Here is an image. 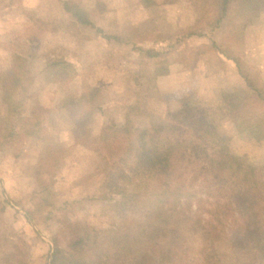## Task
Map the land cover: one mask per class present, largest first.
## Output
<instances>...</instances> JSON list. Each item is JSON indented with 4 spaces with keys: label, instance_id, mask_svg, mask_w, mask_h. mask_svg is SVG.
<instances>
[{
    "label": "rangeland",
    "instance_id": "rangeland-1",
    "mask_svg": "<svg viewBox=\"0 0 264 264\" xmlns=\"http://www.w3.org/2000/svg\"><path fill=\"white\" fill-rule=\"evenodd\" d=\"M150 1L0 0V244L25 241L22 264L50 263L55 242L65 246L64 217L103 249L110 231L119 239L126 231L132 258L167 234L139 212L124 228L112 205L124 199L107 184L109 151L88 148L78 129L122 146L118 161L140 138L161 147L198 140L205 158L219 148L218 137L239 166L221 173L222 197L213 192L202 200L201 210L214 219L226 214L214 210L216 197L222 203L231 192L264 191V137L232 119L264 121V100L226 57L236 51L264 83V11L237 39L226 18L215 25L211 0ZM38 178L48 187L46 206L29 222L25 211L44 204L33 195ZM197 186V193L205 190ZM187 248L192 264L200 251L218 264L237 256L228 239L190 236Z\"/></svg>",
    "mask_w": 264,
    "mask_h": 264
},
{
    "label": "trees",
    "instance_id": "trees-1",
    "mask_svg": "<svg viewBox=\"0 0 264 264\" xmlns=\"http://www.w3.org/2000/svg\"><path fill=\"white\" fill-rule=\"evenodd\" d=\"M211 1L215 25L226 18L233 37L237 39L241 38L244 27L264 11V0ZM226 52V57L234 64L245 84L259 99L264 100V83H257L252 78L249 66L236 51L230 49ZM16 58L21 57L16 55ZM232 97L233 102H240L236 95ZM232 119L240 130H246L259 139L264 137V121L259 117L252 118L248 115L240 117L239 121L237 115H233ZM76 130H73L74 138H79V133H82L88 148L94 152L105 149L109 151L104 162L109 179L107 184L117 188L120 197L124 199L122 203L114 201L112 204L119 209L118 212L124 219V228L125 225L135 223V215L139 212L150 222L156 221L167 234L164 241L147 246L148 249L143 255L132 258V245L126 231L124 239H119L114 234L115 231L108 229L110 247L106 245L108 248L103 249L99 248L97 242L88 240L86 233H81L75 223L64 217L60 230L64 227L68 232L65 246L55 242L49 264H192L188 257L187 240L195 235L211 242L228 239L233 253L237 255L231 264H264V191L252 194L231 192L222 203L216 197L211 204L215 206L214 210L221 208L226 212L223 221L214 219L211 212L203 213L201 210L202 200L215 196L213 192H223L221 173L225 170L233 171L239 166V158L227 146L217 143L220 141L218 137H214V142L217 141L219 148L205 158L201 156V141L198 140H183L161 147L148 144L140 138L136 146H124V153L119 157L121 161H118L114 157L121 151L122 146L111 144L105 138L90 136L87 131L78 129L80 132L77 133ZM113 172L118 173V178L124 182L123 187L117 185L119 181H116ZM36 174L39 175L40 172ZM140 175L150 177V182L137 180ZM195 183L199 189L203 187L205 190L197 193L194 190ZM142 185L145 191L141 190ZM38 187L33 195L42 199L44 204L37 201L34 209L25 211V217L29 221L46 206L42 193L48 188L47 184L39 180ZM221 193L219 196L222 197ZM21 242H5L4 247L0 244V264L24 263L21 255L25 241ZM200 256L201 261L195 264L219 262L218 259L205 255V251H200Z\"/></svg>",
    "mask_w": 264,
    "mask_h": 264
},
{
    "label": "crops",
    "instance_id": "crops-1",
    "mask_svg": "<svg viewBox=\"0 0 264 264\" xmlns=\"http://www.w3.org/2000/svg\"><path fill=\"white\" fill-rule=\"evenodd\" d=\"M243 58V57H242ZM230 61V60H229ZM231 62V61H230ZM231 64L233 65V68H234V70H235V72H236V74L238 75V73H237V71H236V69H235V66H234V64L231 62ZM238 77L240 78V79H242L239 75H238ZM243 80V79H242ZM243 83H244V81H242ZM28 221H29V219H28ZM29 222H31V220L29 221Z\"/></svg>",
    "mask_w": 264,
    "mask_h": 264
}]
</instances>
